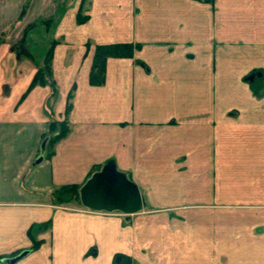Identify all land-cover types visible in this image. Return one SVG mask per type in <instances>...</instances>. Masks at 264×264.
<instances>
[{"label": "crops", "instance_id": "crops-1", "mask_svg": "<svg viewBox=\"0 0 264 264\" xmlns=\"http://www.w3.org/2000/svg\"><path fill=\"white\" fill-rule=\"evenodd\" d=\"M83 6L0 0V264H113L140 227L162 264H264V0ZM53 42L52 83L30 87ZM111 43L140 47L93 85ZM53 120L69 130L41 153ZM108 161L140 190L134 220L180 217L177 232L149 243L131 217L52 204Z\"/></svg>", "mask_w": 264, "mask_h": 264}, {"label": "water", "instance_id": "water-1", "mask_svg": "<svg viewBox=\"0 0 264 264\" xmlns=\"http://www.w3.org/2000/svg\"><path fill=\"white\" fill-rule=\"evenodd\" d=\"M46 140L41 144V153L44 152ZM42 155L35 163L41 162ZM80 200L84 207L106 212L119 211L124 215H131L142 208V199L138 186L118 170L113 161L106 162L100 170L95 171L81 186ZM24 250L15 257L7 260L14 264L27 254Z\"/></svg>", "mask_w": 264, "mask_h": 264}, {"label": "trees", "instance_id": "trees-1", "mask_svg": "<svg viewBox=\"0 0 264 264\" xmlns=\"http://www.w3.org/2000/svg\"><path fill=\"white\" fill-rule=\"evenodd\" d=\"M85 0H82V3ZM204 2H212L213 0H199ZM25 11V7L22 9V14ZM86 15H77V22L82 23L86 20ZM56 42H53L50 48L47 51V54L44 58V63L39 67L38 71L34 75L30 87L35 86L36 84L45 85L52 83L51 80V59H52V50ZM140 47L139 43H111V44H98L95 46L91 72L89 76V81L93 85H100L104 82L105 78V68L106 61L110 57H132L136 49ZM139 63H142L138 60ZM70 109V104L66 106V112ZM68 124L65 120H53L49 123L48 134L44 137L43 140H46V148H51L59 139L64 137L68 132ZM81 186L77 184H68L62 185L56 188L52 192V202L53 204L66 203L73 199L80 198ZM30 234V231H28ZM39 242L34 241L33 246L35 247Z\"/></svg>", "mask_w": 264, "mask_h": 264}, {"label": "rangeland", "instance_id": "rangeland-1", "mask_svg": "<svg viewBox=\"0 0 264 264\" xmlns=\"http://www.w3.org/2000/svg\"><path fill=\"white\" fill-rule=\"evenodd\" d=\"M86 2H87V0L84 1L83 7H85ZM48 150L51 151V148H49ZM50 199L52 202V199H53L52 193L50 195ZM52 204H53V202H52ZM54 205L61 206L64 208H72V209H80V210L88 209L82 205L80 198L70 200L66 203L54 204ZM143 206H145L144 204H142V208H145ZM103 213H108V212L104 211ZM114 213L116 215H118L120 218H122L123 220H125L126 217H131V219L134 221L135 227H140L143 224H144V226L150 227V232L147 231L148 237H149V239H151L149 241V243L159 237V232L158 231L154 232L152 230L153 227L165 226V228L167 229V226H169L170 227L169 230H172L170 233L174 234L175 232H177V229L176 228L174 229V225H175L174 223L175 222H177V223L183 222V218H180V217H175V216L174 217L173 216L172 217H166V216H164V217H158V218H156V220H151V221H148V218H147L146 224H148V225H145V223L143 221H140L139 219L134 220V218L137 217L135 215H132V214L131 215H124L123 213H121L119 211H114ZM146 214L147 213L141 214V215H146ZM142 228H144V227H140V228H137L135 230L136 231V238H137L136 242H138V243H136L133 250L130 249L129 251H126V250L118 251L113 258V264H145L147 262H149L150 264H162L161 263L162 255H160V253H159V252L162 253V251L159 250L158 246L156 244H154V247H153L152 243L151 244H148L147 242L143 243L144 234L142 232H144V231H142ZM167 254H168V252H167ZM165 255H166V253L164 254V256ZM171 259H174V255H171Z\"/></svg>", "mask_w": 264, "mask_h": 264}]
</instances>
